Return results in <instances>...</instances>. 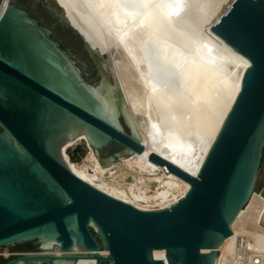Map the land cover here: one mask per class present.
<instances>
[{"label": "water", "instance_id": "95a60500", "mask_svg": "<svg viewBox=\"0 0 264 264\" xmlns=\"http://www.w3.org/2000/svg\"><path fill=\"white\" fill-rule=\"evenodd\" d=\"M1 6L0 0V247H33L0 255V264H166L153 249H164L168 264H214V248L231 234L264 155V0H234L211 26L250 65L196 175L148 155L189 183L175 203L154 210L83 181L60 154L80 134L101 168L142 149L113 68L111 82L101 66L104 53L55 0ZM54 246L86 253L28 252Z\"/></svg>", "mask_w": 264, "mask_h": 264}, {"label": "bare ground", "instance_id": "6f19581e", "mask_svg": "<svg viewBox=\"0 0 264 264\" xmlns=\"http://www.w3.org/2000/svg\"><path fill=\"white\" fill-rule=\"evenodd\" d=\"M55 1L86 42L104 53L107 62L101 60V65L111 78L113 68L124 111L142 146L138 153L101 168L80 134L63 145L62 158L76 176L116 199L141 210L168 208L189 183L148 155L152 152L190 175L197 174L250 65L210 29L234 0ZM6 4L1 2L2 10ZM79 140L88 152L84 159L73 161L67 149ZM262 214L264 196L251 189L230 222L231 234L214 248L218 250L214 264L264 260ZM4 249L8 256L7 246ZM28 252L86 253L58 246ZM152 254H161L168 264L164 249H153Z\"/></svg>", "mask_w": 264, "mask_h": 264}, {"label": "rangeland", "instance_id": "374dc122", "mask_svg": "<svg viewBox=\"0 0 264 264\" xmlns=\"http://www.w3.org/2000/svg\"><path fill=\"white\" fill-rule=\"evenodd\" d=\"M4 1H8V0H1V2H4ZM223 6H225V4ZM105 72L108 75V79L112 82V78L110 76V73L107 70H105ZM76 147L78 149L73 153L72 151ZM67 151H68L69 154L71 153L73 156L76 157V159H74L73 161H80V160L85 158V156H86V154L88 152V147H87L86 143L83 140H79L74 145L69 147L67 149ZM70 159L72 160V157H70ZM252 189H253V191L260 192L262 194V196H264V155H262V158L260 160V163H259V166H258V169H257V173H256V177H255V181H254ZM26 245H31V242L14 244V245H11V246H7V248H8V250H11V248L15 249V248L23 247V246H26ZM2 251L4 252L5 249H3Z\"/></svg>", "mask_w": 264, "mask_h": 264}, {"label": "trees", "instance_id": "16d2710c", "mask_svg": "<svg viewBox=\"0 0 264 264\" xmlns=\"http://www.w3.org/2000/svg\"><path fill=\"white\" fill-rule=\"evenodd\" d=\"M57 24L59 26H61L73 38V40L75 41V43L77 44V46L80 49H82L84 52H87L86 49L83 46V43H82L81 39L68 26L62 25L59 22H57ZM61 45H64V43L62 44V42H61ZM74 159H76L75 156L72 157V160H74Z\"/></svg>", "mask_w": 264, "mask_h": 264}, {"label": "built area", "instance_id": "2783aa9c", "mask_svg": "<svg viewBox=\"0 0 264 264\" xmlns=\"http://www.w3.org/2000/svg\"><path fill=\"white\" fill-rule=\"evenodd\" d=\"M5 247L6 246L0 247V255L3 256V257H7L6 255H4V253L2 251ZM9 254H14V253H12V252L9 251ZM107 264H111V263H107ZM250 264H264V260L259 261L257 258H254L253 261L250 262Z\"/></svg>", "mask_w": 264, "mask_h": 264}, {"label": "flooded vegetation", "instance_id": "af4514ba", "mask_svg": "<svg viewBox=\"0 0 264 264\" xmlns=\"http://www.w3.org/2000/svg\"><path fill=\"white\" fill-rule=\"evenodd\" d=\"M27 12L31 15V16H33V17H36V16H34L28 9H27ZM33 247V245H26V246H24V247H19V248H15V249H12L11 248V250H9L10 252H12V253H16V252H19V251H22V250H27V249H31Z\"/></svg>", "mask_w": 264, "mask_h": 264}, {"label": "snow or ice", "instance_id": "6c2138e0", "mask_svg": "<svg viewBox=\"0 0 264 264\" xmlns=\"http://www.w3.org/2000/svg\"><path fill=\"white\" fill-rule=\"evenodd\" d=\"M245 63H247V62L245 61Z\"/></svg>", "mask_w": 264, "mask_h": 264}]
</instances>
